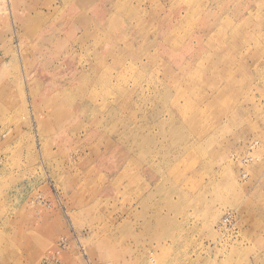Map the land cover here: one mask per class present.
<instances>
[{"label": "rangeland", "instance_id": "obj_1", "mask_svg": "<svg viewBox=\"0 0 264 264\" xmlns=\"http://www.w3.org/2000/svg\"><path fill=\"white\" fill-rule=\"evenodd\" d=\"M0 154V264H264V0H0Z\"/></svg>", "mask_w": 264, "mask_h": 264}, {"label": "built area", "instance_id": "obj_2", "mask_svg": "<svg viewBox=\"0 0 264 264\" xmlns=\"http://www.w3.org/2000/svg\"><path fill=\"white\" fill-rule=\"evenodd\" d=\"M2 162V156H1V154H0V163ZM232 217V215L231 214H228V215H226L225 216V218H224V224H229L230 223V218Z\"/></svg>", "mask_w": 264, "mask_h": 264}]
</instances>
